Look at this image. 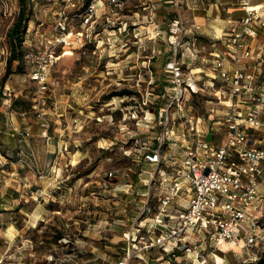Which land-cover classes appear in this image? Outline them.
I'll use <instances>...</instances> for the list:
<instances>
[{
  "label": "rangeland",
  "instance_id": "374dc122",
  "mask_svg": "<svg viewBox=\"0 0 264 264\" xmlns=\"http://www.w3.org/2000/svg\"><path fill=\"white\" fill-rule=\"evenodd\" d=\"M164 1L130 0L117 15L100 9L94 24L83 25V0H71L68 7L66 0H32L24 72L12 73L1 86L7 32L19 2L0 0V264L251 263L256 248L247 254L239 247H215L200 243L195 234L189 237L200 245L192 252L147 247L160 232L151 224L175 182L183 189L168 204L164 224L175 225L188 204L182 161L194 137L191 126L197 125L212 143L201 126H219L227 111L212 88L186 93L169 109L165 133L159 111L169 105L173 92L165 64L173 55L167 29L175 11ZM220 2L205 1L211 9L208 20L202 10L192 13L182 4L187 27L200 26L195 29L196 46L190 49L206 73L213 59L209 53L226 51L229 42L213 39L214 33L207 35L204 29L219 32L223 25L235 24L228 19L244 17L242 11L236 14V5ZM63 20L68 33L82 36L81 41L61 42ZM254 29L258 33L259 27ZM182 49L180 58L188 62L185 57L191 53ZM51 52L57 58L43 86L33 76ZM180 64L184 73L194 67ZM198 75L200 83L209 80L204 73ZM123 90L132 93L118 95ZM256 136L264 139V129ZM154 153L159 161L151 162L147 155ZM93 165L89 175L77 177ZM45 229L61 230L65 236L57 244H45L40 237Z\"/></svg>",
  "mask_w": 264,
  "mask_h": 264
},
{
  "label": "built area",
  "instance_id": "2783aa9c",
  "mask_svg": "<svg viewBox=\"0 0 264 264\" xmlns=\"http://www.w3.org/2000/svg\"><path fill=\"white\" fill-rule=\"evenodd\" d=\"M70 1L66 0L67 7ZM129 1L91 0L80 14L82 24H94L100 9L105 10L108 16H115ZM231 1L244 12V17L229 29L227 57L234 65L231 70L226 69L224 57L216 55L213 64L217 76L200 83L191 72L184 73L180 64V41L187 33L191 34L189 45L194 49L198 41L195 29L198 27H187L182 12L183 0H168L175 14L169 20L167 29L173 55L165 64L170 71L173 92L169 105L159 111V118L165 121V133L168 131V111L183 95H197L204 88H212L216 99L227 107L221 121L226 128V136L221 144L209 143L202 137L197 125L191 126L194 137L186 144L182 161L189 183L188 205L177 216L175 225L168 227L164 224L165 218L169 217L166 211L168 204L183 189L179 182H175L173 192L163 197L160 211L151 224L154 228L161 227L160 233L151 239L147 247L170 246L171 249L192 252L200 245L189 237V234H195L200 243L207 241L215 247H239L245 249L247 254L249 249L256 248V253L250 257L252 264L264 250V191L260 190L264 175V148L260 144L264 139L256 136L264 129V75L259 77L237 68L236 64L253 58L247 39L257 36L254 26L264 28V10L257 9L252 0ZM70 5L75 7L76 3ZM59 27L61 42L81 41L82 36L72 37L73 34L68 33L65 20L59 22ZM154 29L158 35L159 26L156 25ZM56 58L55 52L49 53L33 76L43 86L48 81V72ZM243 100L251 103L245 115L241 114L239 106ZM147 157L151 162L159 161L158 153ZM256 201L258 203L254 209L252 207Z\"/></svg>",
  "mask_w": 264,
  "mask_h": 264
},
{
  "label": "crops",
  "instance_id": "0c3cea01",
  "mask_svg": "<svg viewBox=\"0 0 264 264\" xmlns=\"http://www.w3.org/2000/svg\"><path fill=\"white\" fill-rule=\"evenodd\" d=\"M205 1L208 0H183V4L187 6V8L192 11L196 10V9H200L202 10L205 15H204V20H208V17L210 16V12L211 9L210 7L207 8L208 4L205 3ZM217 1V0H216ZM222 2H220L221 5H226V4H233L236 5L233 1L231 0H221ZM253 1V0H252ZM164 2H168V0H165ZM217 3V2H216ZM255 6H260L261 10H264V0H256L253 1L252 3ZM202 5V6H201ZM211 6V5H209ZM215 6H217V4H215ZM236 14L240 11H242L240 8H238V6L236 5ZM243 12V11H242ZM229 13V12H228ZM244 13V12H243ZM238 19L236 20H231L228 19L227 22H235L240 20L241 18H243L242 16H237ZM197 27H200L197 23L191 24ZM232 24H230L228 27L226 26H222L220 28L219 32L216 31H208L207 29H204V31L206 33H208L207 35H212L214 33V35L212 36L213 39L217 40V41H222L223 44H226V42H228L229 39V29L231 27ZM197 31V30H195ZM198 33V32H197ZM248 44L250 45L252 52H253V58L252 59H248V60H242L241 62L237 63L236 66L237 68L240 69H244L248 72H254V74H256L257 76H263L264 75V58L262 57V54L264 55V28H260L259 27V31L257 33V36L253 39H247ZM215 44H211V49L214 48ZM226 46V51L221 52L217 49L212 50L209 54L210 56L213 57V59L209 62V67L208 70L209 72L206 73L203 70L202 66H199L201 64H196L199 60V58L197 57V53H193L191 54V57L186 56L185 59H188V62H186L185 60H182L180 58V62H184L187 63V65H189V68L191 65H194V67H191L190 72L192 74H197V76H195V78L197 79V77H199L198 74L200 73H204L205 77H209V80H212L213 77L217 76V72L214 70V64L213 62L215 61V56L216 55H221V57H224V62H225V68L231 70L234 63L232 64V62H230L229 58L227 56H225V54H227L228 52V44L225 45ZM204 61H208V60H204ZM198 65V66H197ZM198 70V71H197ZM251 105L249 100H243V102L239 105L241 107V114L245 115L248 111L249 106ZM214 123V122H213ZM212 122H210L209 124L205 125L202 124L201 129H203V131L206 133V135H208L207 137L211 136V142L214 144H221L226 136V128L225 126H223L222 124H220L219 126H215V124H213ZM221 123V122H220ZM200 126V125H199ZM260 137H263L261 135H259ZM264 143V140H263ZM263 182H264V175L262 177V182H261V186H260V190L261 192L264 191L263 188ZM188 205V204H187ZM187 207V206H186Z\"/></svg>",
  "mask_w": 264,
  "mask_h": 264
},
{
  "label": "trees",
  "instance_id": "16d2710c",
  "mask_svg": "<svg viewBox=\"0 0 264 264\" xmlns=\"http://www.w3.org/2000/svg\"><path fill=\"white\" fill-rule=\"evenodd\" d=\"M90 1L91 0H83V3L81 5L82 11L90 3ZM18 2H19V11L17 14V18L7 32L8 55H7V59H6L5 70H4L3 76L1 78V86L4 85V83L7 81V79L9 78V76L12 73H23L24 72V64H23L24 61L23 60H24L25 52H24V48H23V43L25 41V35H26L27 30H28V25L31 21L33 3H32V0H18ZM195 35L199 39L198 34H195ZM183 38L184 37H182V39L180 41L181 52H183L182 47H184V49L186 51L191 52L190 45H189V41L191 39V34L188 35V41L183 42L182 41ZM14 63H16V64L14 65ZM131 93L132 92H128V91L123 90L121 92H118V95H130ZM17 102H18V100H14L13 105H15ZM1 103H2V100L0 97V105H1ZM150 153H152V152H150ZM94 166L95 165L91 166L86 171H84L80 174L78 173L77 177L80 178V177L89 175L94 170ZM42 225H43V223L40 222L39 225H37L33 229V232H37L38 229H40V227ZM158 230L160 231L159 228H158ZM64 236H65V233L61 230H58V229L53 230V232L45 229L40 234V237L42 238L41 241H43V243H45V244H50V245L51 244H57ZM122 247H123V245H122ZM175 253H176V250H175V252H172L171 255H175ZM123 258H124L123 255H121L119 257V259H123ZM252 264H264V250L261 253L260 258L256 262H253Z\"/></svg>",
  "mask_w": 264,
  "mask_h": 264
},
{
  "label": "bare ground",
  "instance_id": "6f19581e",
  "mask_svg": "<svg viewBox=\"0 0 264 264\" xmlns=\"http://www.w3.org/2000/svg\"><path fill=\"white\" fill-rule=\"evenodd\" d=\"M255 6V5H254ZM257 9H260L261 7L258 5V6H255ZM198 71V70H197ZM224 248H228L227 246H223Z\"/></svg>",
  "mask_w": 264,
  "mask_h": 264
}]
</instances>
